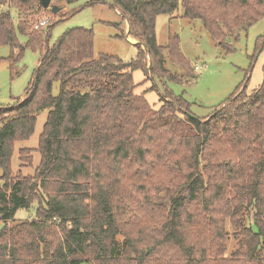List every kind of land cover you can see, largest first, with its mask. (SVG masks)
Returning <instances> with one entry per match:
<instances>
[{
    "label": "trees",
    "instance_id": "obj_1",
    "mask_svg": "<svg viewBox=\"0 0 264 264\" xmlns=\"http://www.w3.org/2000/svg\"><path fill=\"white\" fill-rule=\"evenodd\" d=\"M50 1L62 10L78 0ZM4 2L16 19L9 9L0 12V46L10 49L0 62L14 76L26 49L41 55L24 97L0 106V220L13 221L35 205L34 218L17 222L12 235L0 227V264H264V62L259 84L247 90L246 75L201 118L168 87L181 83L183 73L167 69L166 57L194 78L178 36L168 35L164 46L156 42V17L172 15L178 0H111L137 41L129 61L94 57L93 32L84 27L67 29L49 44L54 25L46 32L32 27L31 18L47 10L55 15L50 9L38 0ZM180 3V17L199 20L226 53L264 17V0ZM71 14L57 15L56 24ZM260 47L264 32L250 66ZM137 70L160 95L156 109L135 92ZM44 110L38 165L32 175H13V144L32 135ZM32 150L19 149L22 167L31 165ZM161 175H178L179 182L166 185L157 181ZM129 183L145 193L143 204L165 205L155 226L135 234L123 226L138 221L139 207L123 199ZM226 218L235 238L228 256Z\"/></svg>",
    "mask_w": 264,
    "mask_h": 264
},
{
    "label": "rangeland",
    "instance_id": "obj_2",
    "mask_svg": "<svg viewBox=\"0 0 264 264\" xmlns=\"http://www.w3.org/2000/svg\"><path fill=\"white\" fill-rule=\"evenodd\" d=\"M178 2V7L172 15L162 14L156 17V42L158 45L164 46L168 35L174 34L178 36L180 53L190 65L187 68V74H193L194 78L187 77L188 75L183 71H179L166 57L164 66L167 69L179 74L183 73L181 83H169L168 87L174 94L181 95L186 101L190 102V111L195 116L205 118L214 111L216 106L234 93L246 75L249 78L247 90L254 88L261 81V65L264 62V50L257 52V56L251 66L249 56L254 51L257 36L264 32V17L250 26L245 33H241L239 40L234 44V51L226 53L222 46L215 42L203 29L199 20L188 21L180 17L182 13L181 0H178ZM8 9L7 3L1 4L0 0V12ZM10 11L14 19H16L15 11L13 9ZM47 11L40 12L39 15H35L31 19L34 20L32 23V27H34L39 20L45 17L49 18L48 23L44 26L46 29L48 25H54L50 32L49 44L53 43L67 29L84 27L91 29L93 32L94 57H97L99 54H106L115 56L123 61H129L134 58L136 54L135 40L130 36H128V40L125 39L127 22L111 6V0H78L70 5L65 4L62 10L52 16ZM63 11L72 14L56 24V20L59 18L57 15ZM24 40V38H21L22 42ZM9 53V46H0V58H6ZM40 55L41 53L26 49L17 66V70L19 68L21 70L14 76H11V72L4 60L0 62V106L10 105L14 103L15 99L24 97V92L30 82ZM195 66L198 69H195ZM132 77L134 84H137L135 88L136 94L143 93V98L147 100L148 106H151L152 109L159 107L160 95L157 91L153 90L152 81L148 80L144 82L145 75L139 70L134 71ZM158 87L161 91L162 89L159 84ZM56 92L57 84L53 87V93L55 94ZM46 117L47 111H41L37 115L32 135L26 140L14 142L10 159L13 175L18 171L24 176L34 173L40 158L37 150L38 140ZM21 148L33 149L30 166L23 165L22 167V164H20L18 151ZM205 164L206 162L203 160L201 162V170H203L202 165ZM173 179V182H179L178 175H161L157 181H162L168 185ZM128 181L131 182V180ZM129 184L124 188L125 195L123 199H128L133 207H139L137 209L138 221H126L123 226L135 234L138 229L144 230L146 225L154 223L155 226V223L161 220V213H163L165 205L153 206L150 204L151 206H149L143 204V201L146 199L145 193L141 194L137 191L138 185L136 183H132L130 186ZM150 195L149 197L155 196ZM34 210L35 205L28 211H18L13 221L3 223L0 220V227L6 225V234L10 236L13 234L12 226L16 228L15 224L17 222L29 221L34 218ZM194 210L197 211L195 208ZM225 220L226 239L224 244L226 247L225 255L228 256L235 245V238L233 227L227 218ZM56 232L59 234L58 229H56ZM117 239L121 241L122 235L117 236Z\"/></svg>",
    "mask_w": 264,
    "mask_h": 264
},
{
    "label": "water",
    "instance_id": "obj_3",
    "mask_svg": "<svg viewBox=\"0 0 264 264\" xmlns=\"http://www.w3.org/2000/svg\"><path fill=\"white\" fill-rule=\"evenodd\" d=\"M40 6L44 9H50V11L54 14H56L58 11L61 10V7L60 6H57V5H54L53 3H51L50 0H38ZM121 15V14H120ZM127 22V21H126ZM53 24L51 25H48L46 27V32L47 30L52 26ZM128 30H129V25H128V22H127V31L125 33V39L128 40V36H129V33H128ZM47 34V33H46ZM134 43H137V41H135ZM139 43V42H138ZM143 49H144V46L142 45ZM261 50V47L259 48V52Z\"/></svg>",
    "mask_w": 264,
    "mask_h": 264
},
{
    "label": "built area",
    "instance_id": "obj_4",
    "mask_svg": "<svg viewBox=\"0 0 264 264\" xmlns=\"http://www.w3.org/2000/svg\"><path fill=\"white\" fill-rule=\"evenodd\" d=\"M49 21V18L48 17H45L41 20H39L35 25H34V28H39V27H44ZM195 69H198V67H194Z\"/></svg>",
    "mask_w": 264,
    "mask_h": 264
}]
</instances>
